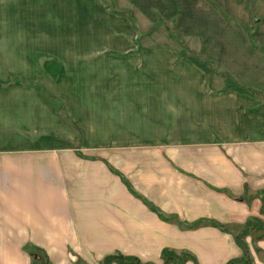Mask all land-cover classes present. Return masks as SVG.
<instances>
[{"label":"crops","instance_id":"0c3cea01","mask_svg":"<svg viewBox=\"0 0 264 264\" xmlns=\"http://www.w3.org/2000/svg\"><path fill=\"white\" fill-rule=\"evenodd\" d=\"M203 1L215 55H199L222 62L217 84L154 42L125 56L135 68L110 72L125 83L94 105L93 158L0 143V264H164L165 252L182 264H264V235L248 225L264 221V0ZM208 18L191 25L193 44L213 37Z\"/></svg>","mask_w":264,"mask_h":264},{"label":"rangeland","instance_id":"374dc122","mask_svg":"<svg viewBox=\"0 0 264 264\" xmlns=\"http://www.w3.org/2000/svg\"><path fill=\"white\" fill-rule=\"evenodd\" d=\"M202 5L203 0H0V143L13 147L32 142L93 158L91 150L103 143L91 139L95 112L102 117L103 111L94 105L103 106L105 86L125 83V77L122 82L111 73L118 74L125 64L136 67L125 56L154 42L177 48L203 71L208 85L217 84L222 62L199 55H215L216 18L201 12ZM183 8L190 22H183ZM201 14H209L213 37L203 34L205 43L197 45L191 25L207 23L198 20ZM193 17L197 19L191 22ZM232 83L224 75L223 84ZM258 195L264 204V192ZM248 225L264 235V221L250 220ZM248 230L236 237L241 246ZM184 258L174 257L177 264ZM114 259L121 261L109 258L107 264Z\"/></svg>","mask_w":264,"mask_h":264},{"label":"trees","instance_id":"16d2710c","mask_svg":"<svg viewBox=\"0 0 264 264\" xmlns=\"http://www.w3.org/2000/svg\"><path fill=\"white\" fill-rule=\"evenodd\" d=\"M164 255H167V257L165 258V263L164 264H168L170 262H176V260L174 259V257H177V255L173 254L172 252H165ZM184 257L185 258L183 260H181L179 262L177 261V262L178 263H183L186 260V258H187L186 256H184ZM109 258H113V257H107L106 260H105V262H104V264H107V260ZM118 258L121 260L120 261L121 263H126L127 260H132V259H125V258H123L121 256H118ZM132 261L138 263V261L136 259H133Z\"/></svg>","mask_w":264,"mask_h":264}]
</instances>
